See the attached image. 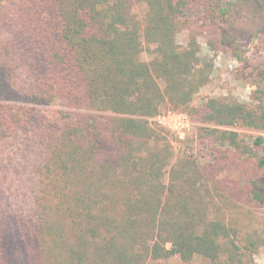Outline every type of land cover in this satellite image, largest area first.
I'll use <instances>...</instances> for the list:
<instances>
[{"label":"trees","instance_id":"1","mask_svg":"<svg viewBox=\"0 0 264 264\" xmlns=\"http://www.w3.org/2000/svg\"><path fill=\"white\" fill-rule=\"evenodd\" d=\"M255 1L264 11V0ZM201 2L0 0V154L24 142L45 159L32 208L0 224V264H153L171 256L253 264L264 232L241 240L221 205L219 173L230 160L225 146L253 158L260 172L244 188L264 204V137L254 140L263 150L256 153L235 131L203 127L212 161L201 166L174 160L149 121L166 107L198 124L264 130L262 103L190 107L212 64L199 57L198 33L186 47L178 36L189 24L185 11ZM137 5L147 7L143 19ZM221 30L243 63L235 31ZM56 106L63 109L43 116L42 107ZM237 180L223 186L228 196L238 198Z\"/></svg>","mask_w":264,"mask_h":264},{"label":"rangeland","instance_id":"2","mask_svg":"<svg viewBox=\"0 0 264 264\" xmlns=\"http://www.w3.org/2000/svg\"><path fill=\"white\" fill-rule=\"evenodd\" d=\"M216 1L205 0L188 8L185 11L186 20L189 21L188 27L178 36V44L186 47L191 40L192 32L198 33L199 57L209 60L212 64L209 80L194 96L190 107L198 110L209 100L218 99L237 101L250 110H256L260 103L264 104V11L255 0H219L220 3L217 4ZM146 12L145 5L136 6V14L140 19L145 17ZM226 28H231L236 33L234 46L237 47V52L244 56L243 63L235 58L232 45L222 44L221 33L224 30L221 29ZM143 58L150 61L152 55L146 51ZM165 108L162 113L168 111ZM41 109L43 116L50 118L54 111L63 108L56 106ZM174 113L170 116H159L160 121H157V116L149 119L150 124L161 131L172 144L174 160L186 156L196 160L201 166L212 161L210 148L212 140L205 144L200 143L203 127L235 131L254 152L263 151L254 146L253 142L257 137H264V130L198 124L187 112ZM207 143L211 144L209 148L206 147ZM224 148L227 149L226 157L230 160L227 161L226 168H222L219 173L225 199L221 205L229 223L238 230L243 240L250 233L264 232V204L255 201L244 188L247 183L245 179L254 175L257 177L259 170L253 158L248 159L245 155L238 157L234 148L227 146ZM260 155L264 156V152H260ZM44 161L43 152L39 148L30 143L26 145L24 142L0 154V224L12 216L26 214L32 208L34 192L39 183L36 169ZM235 179L240 180L242 184L240 185L237 180L241 191L238 198L228 196L226 187H223ZM249 259L253 264H264V248L253 252ZM153 264H210V262L195 257L193 261L186 263L179 256H171Z\"/></svg>","mask_w":264,"mask_h":264},{"label":"built area","instance_id":"3","mask_svg":"<svg viewBox=\"0 0 264 264\" xmlns=\"http://www.w3.org/2000/svg\"><path fill=\"white\" fill-rule=\"evenodd\" d=\"M163 114V115H162ZM175 113L173 111H167L165 113H161L160 115H158L156 118H157V121L161 118L159 116H170V115H174ZM159 117V118H158ZM160 121V120H159ZM160 126V125H159Z\"/></svg>","mask_w":264,"mask_h":264}]
</instances>
